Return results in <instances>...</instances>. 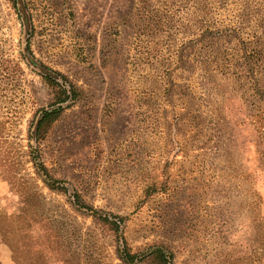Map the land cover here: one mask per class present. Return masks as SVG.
<instances>
[{
  "label": "rangeland",
  "instance_id": "374dc122",
  "mask_svg": "<svg viewBox=\"0 0 264 264\" xmlns=\"http://www.w3.org/2000/svg\"><path fill=\"white\" fill-rule=\"evenodd\" d=\"M255 218L264 0H0V264H255Z\"/></svg>",
  "mask_w": 264,
  "mask_h": 264
},
{
  "label": "trees",
  "instance_id": "16d2710c",
  "mask_svg": "<svg viewBox=\"0 0 264 264\" xmlns=\"http://www.w3.org/2000/svg\"><path fill=\"white\" fill-rule=\"evenodd\" d=\"M46 80H48L50 85L56 89V95H57L56 104H60V106L53 108L51 110H43L42 116L38 120L36 127V135L38 138L41 137L44 134L46 128L61 115L64 109L61 105L66 101H68L70 98L75 99L77 97V90L75 86L68 81V78L65 75L56 72V76L48 75L46 76ZM63 81L66 82L62 83ZM67 81L68 84H66ZM48 177L50 176L48 175ZM78 202L81 203L79 196H78ZM102 219L103 221L114 225L116 230L119 229V225L117 222L111 221L107 217ZM253 228H254L253 239L250 244V247L252 248L251 252L252 255H254L255 257V264H264V218H255L253 223ZM0 247L8 249L11 252V256H12V251L8 246L0 244ZM152 253L155 255L157 261L160 264H169L168 258L170 255H168L164 249L157 248ZM121 259L126 264H134L137 261H140L139 254L131 253L130 251H128L127 248L123 250Z\"/></svg>",
  "mask_w": 264,
  "mask_h": 264
},
{
  "label": "crops",
  "instance_id": "0c3cea01",
  "mask_svg": "<svg viewBox=\"0 0 264 264\" xmlns=\"http://www.w3.org/2000/svg\"><path fill=\"white\" fill-rule=\"evenodd\" d=\"M1 249H3V247H0V250H1ZM10 261L13 262V261L11 260V258H10Z\"/></svg>",
  "mask_w": 264,
  "mask_h": 264
}]
</instances>
